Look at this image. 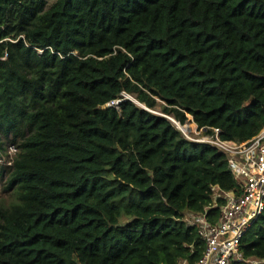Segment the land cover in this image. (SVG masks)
Listing matches in <instances>:
<instances>
[{"label":"trees","instance_id":"16d2710c","mask_svg":"<svg viewBox=\"0 0 264 264\" xmlns=\"http://www.w3.org/2000/svg\"><path fill=\"white\" fill-rule=\"evenodd\" d=\"M188 115L264 128V0H0V264L198 262L185 214L215 223L238 185ZM240 253L264 259V213Z\"/></svg>","mask_w":264,"mask_h":264},{"label":"built area","instance_id":"2783aa9c","mask_svg":"<svg viewBox=\"0 0 264 264\" xmlns=\"http://www.w3.org/2000/svg\"><path fill=\"white\" fill-rule=\"evenodd\" d=\"M121 100L111 102L108 106L118 107ZM198 129V128H197ZM185 131L184 136L188 138ZM198 143H206L224 154L228 167L236 180V192H220L218 198H223L225 205L221 208L219 218L210 222L207 211L204 213H189L185 218L188 226L197 229L205 243V251L201 259L194 264H261L262 260L246 261L241 253V242L254 222L264 213V128L251 140L244 143L223 140L219 129H198ZM15 146L9 147V153L15 154ZM10 165V161L7 163ZM178 264H190L187 261Z\"/></svg>","mask_w":264,"mask_h":264},{"label":"rangeland","instance_id":"374dc122","mask_svg":"<svg viewBox=\"0 0 264 264\" xmlns=\"http://www.w3.org/2000/svg\"><path fill=\"white\" fill-rule=\"evenodd\" d=\"M123 97H124V100H128V99L129 100H132L133 99V101H134V97L128 96L126 94H124ZM161 105L162 104H159V107L157 109H155L154 111H151V112L154 113V114L163 116V114L160 111L161 110V108H160ZM169 119H172V118H169ZM188 119L190 120V122H187L185 125H181L180 123H178L174 119H172V121H175L174 125L176 126V129L177 130L180 131V128L179 127L186 128L187 131L185 133L188 136V138H189L190 141L197 142V140L200 138V135H202V133L200 132V135H199V131L197 129V126H196L195 123L192 122V117L190 115H188ZM183 133L184 132H181V134L184 136ZM3 148H4L3 151H2L3 159L0 162V169L2 168V166L8 165L7 163L9 161H11L13 157H15V154H12L11 155L9 153L8 144H5ZM2 188H3V183L0 180V205H2L4 207H8L15 200H14L13 195H11L10 193L9 194L3 193V189ZM219 193L220 192H217V190L214 189V191H213V198H214V200H216L218 198ZM188 218H190L189 213L186 214V218L185 219H188ZM124 222H126V219H123L122 220V224ZM185 222L187 223L186 220H185ZM261 264H264V261H262Z\"/></svg>","mask_w":264,"mask_h":264},{"label":"water","instance_id":"95a60500","mask_svg":"<svg viewBox=\"0 0 264 264\" xmlns=\"http://www.w3.org/2000/svg\"><path fill=\"white\" fill-rule=\"evenodd\" d=\"M129 100V99H128ZM130 101H133V100H130ZM134 102V101H133ZM135 104H138V105H141L139 104L138 102H134ZM142 106V105H141ZM144 109H146L144 106H143ZM147 110V109H146ZM157 115V114H156ZM172 121V119H170ZM173 123H175V121H172ZM180 131H182V129L180 128Z\"/></svg>","mask_w":264,"mask_h":264},{"label":"bare ground","instance_id":"6f19581e","mask_svg":"<svg viewBox=\"0 0 264 264\" xmlns=\"http://www.w3.org/2000/svg\"><path fill=\"white\" fill-rule=\"evenodd\" d=\"M131 99H132V98H131ZM132 100H133V99H132ZM134 101L137 102L135 99H134ZM179 128H181L183 131L186 130V128H182V127H179Z\"/></svg>","mask_w":264,"mask_h":264},{"label":"crops","instance_id":"0c3cea01","mask_svg":"<svg viewBox=\"0 0 264 264\" xmlns=\"http://www.w3.org/2000/svg\"><path fill=\"white\" fill-rule=\"evenodd\" d=\"M217 190V192H219L218 188H215Z\"/></svg>","mask_w":264,"mask_h":264}]
</instances>
